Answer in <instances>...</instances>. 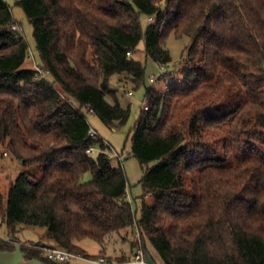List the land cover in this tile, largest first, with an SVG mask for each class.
<instances>
[{"label": "trees", "instance_id": "obj_1", "mask_svg": "<svg viewBox=\"0 0 264 264\" xmlns=\"http://www.w3.org/2000/svg\"><path fill=\"white\" fill-rule=\"evenodd\" d=\"M16 5L40 63L23 67L26 42L10 30L15 22L0 0V147L23 167L7 196L0 192L7 232L0 252L14 251L16 229L31 226L48 241L33 245L90 259L78 242L104 247L134 228L144 251L149 242L163 264H264V0ZM141 16L150 20L145 29ZM170 36L188 38L178 70L185 86L145 88L130 151L142 168L136 220L125 172L112 166L107 144L89 135L87 114L107 127L124 125L129 110L109 89L110 78L125 75L134 89L143 86L145 68L132 55L143 42L145 57L166 67ZM95 146L100 152L87 155ZM34 167L42 168L39 178ZM86 173L91 179L83 182ZM21 251L26 260L60 264L26 245Z\"/></svg>", "mask_w": 264, "mask_h": 264}, {"label": "rangeland", "instance_id": "obj_2", "mask_svg": "<svg viewBox=\"0 0 264 264\" xmlns=\"http://www.w3.org/2000/svg\"><path fill=\"white\" fill-rule=\"evenodd\" d=\"M9 8L13 17V21L18 26L19 31L27 45V56L30 53L31 58H26L24 68L38 70L40 63L39 56L36 51L35 42L33 39V30L26 19L23 11L16 5V0H2ZM142 28L145 29L150 20L141 16L140 18ZM188 44V38L183 37L181 39H175L173 36L168 37L165 42V48L171 56V63L165 68L159 67L145 57L144 44L141 42L138 46L133 59L139 62L145 68L144 85L138 89H134L131 84L127 82L125 75H114L110 78L109 89L114 93L115 99L118 101L120 107L125 110H129V118L124 125L116 124L114 127H107L101 121L92 114H87V122L90 128H92L98 136L107 144L108 149L106 154L109 155L112 166L121 165L127 179V201L130 202L134 211L135 219L140 218L141 210V197L142 187L140 180L142 178V168L138 161L130 154L131 141L133 136L134 124L137 121L143 104L145 103L144 94L145 88H152L156 91H164L167 87L185 86V82L178 74V70L182 65V51ZM131 56V55H130ZM37 67V68H36ZM161 69L165 74L160 78ZM41 76L47 75L41 73ZM149 77H153L155 82L150 83ZM49 79V77H48ZM128 92L132 93V96L128 95ZM114 98L110 95H106L105 100L109 105L114 104ZM95 152L92 154L95 157L99 152V147L95 146ZM6 152V154H2ZM121 157V162L117 160ZM23 171V167L20 161H17L11 154L0 147V192L7 196L10 185L17 179L20 173ZM31 173L34 177L39 178L42 174L41 167H34L31 169ZM91 176L86 173L82 177L83 182L90 181ZM147 204L151 203L150 197H145ZM16 243L20 245H26L36 242L48 243L46 240V231L42 228L31 226H19L14 234ZM7 232L5 227L0 228V239L6 240ZM142 245V244H141ZM79 248L85 252L90 259L71 260L68 264H94L91 260L97 257H105L109 261H118L120 259H126L130 257V261L133 260V254L136 252L137 240L135 238V229L130 228L120 235L113 234L105 242L104 247L99 246L91 240H82L78 242ZM145 251L152 259L154 264H163L157 252L149 244L145 243ZM128 260V258H127ZM98 261V260H97ZM110 263V262H107Z\"/></svg>", "mask_w": 264, "mask_h": 264}, {"label": "built area", "instance_id": "obj_3", "mask_svg": "<svg viewBox=\"0 0 264 264\" xmlns=\"http://www.w3.org/2000/svg\"><path fill=\"white\" fill-rule=\"evenodd\" d=\"M10 30L13 32L19 31L18 26L16 24L12 25L10 27ZM127 55L130 56L129 53ZM30 56H31V54L29 53L28 58H31ZM161 68H163V67H161ZM164 76H165V74L163 72V69H161V74L159 77L162 78ZM148 81L150 83L155 82L153 77H149ZM128 95L132 96V93L128 92ZM143 108H144V110H146L145 103L143 104ZM89 135L92 137L98 136V134L92 128L89 129ZM95 151H96L95 147H90L86 151V154L92 155ZM117 160L120 161L121 157L119 156L117 158ZM135 238L137 240V248H136L135 254L132 255L133 260L130 261V258H128V261L125 263H122V264H146L144 261V247H143V245H141L142 243L140 242L139 235H138L136 230H135ZM26 246L29 248L40 251L41 252V258L49 260V261L54 262V263L68 264L71 260L77 259V257H78V256L70 254L66 251H62V250H59L56 248L37 246V245H33V244L32 245L26 244ZM98 261H99L98 262L99 264H104L103 260H98ZM107 264H111V263H107Z\"/></svg>", "mask_w": 264, "mask_h": 264}, {"label": "water", "instance_id": "obj_4", "mask_svg": "<svg viewBox=\"0 0 264 264\" xmlns=\"http://www.w3.org/2000/svg\"><path fill=\"white\" fill-rule=\"evenodd\" d=\"M11 241L15 244L14 251L0 252V264H43L37 260H25L26 254L21 251V245L17 244L13 237ZM144 261L146 264H154L146 251H144Z\"/></svg>", "mask_w": 264, "mask_h": 264}, {"label": "crops", "instance_id": "obj_5", "mask_svg": "<svg viewBox=\"0 0 264 264\" xmlns=\"http://www.w3.org/2000/svg\"><path fill=\"white\" fill-rule=\"evenodd\" d=\"M77 258L84 259V258H81V257H79V256H78ZM127 258H130V257H126V259H127ZM74 260H76V259H74ZM99 260H103L104 264H107V262L109 261V260L106 259L105 257H101ZM92 262H93L94 264H99V263H98L99 261H97V260H96V261H92ZM111 264H118V263H117V261H111Z\"/></svg>", "mask_w": 264, "mask_h": 264}, {"label": "flooded vegetation", "instance_id": "obj_6", "mask_svg": "<svg viewBox=\"0 0 264 264\" xmlns=\"http://www.w3.org/2000/svg\"><path fill=\"white\" fill-rule=\"evenodd\" d=\"M26 260V259H25Z\"/></svg>", "mask_w": 264, "mask_h": 264}]
</instances>
